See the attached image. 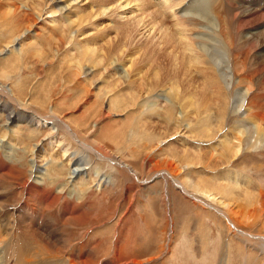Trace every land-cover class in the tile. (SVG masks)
<instances>
[{
  "label": "rangeland",
  "instance_id": "1",
  "mask_svg": "<svg viewBox=\"0 0 264 264\" xmlns=\"http://www.w3.org/2000/svg\"><path fill=\"white\" fill-rule=\"evenodd\" d=\"M159 1L0 2V87L11 90L17 99L11 97L18 101L11 102L0 94V104L7 106L0 110V174L6 175L0 176V203L23 205L19 191L22 185L32 184L31 167L36 173H44L46 178L38 179L45 192L40 202L36 200L37 212L42 219L49 218L51 229L55 225L64 235L62 250L41 251L32 245L45 264H83L87 256L86 264H264V141L244 139L241 153L224 156L229 144L237 147L235 138L241 137L237 132L244 130L243 124L254 120L257 111L244 106L246 98L258 96L260 111H264V69L259 68H264V55L258 54L259 48L241 42L237 48L243 56H230L229 38L218 33L219 26L225 28L224 36L228 29L222 9L226 0H211L220 15V20L214 17L211 30H207L210 18L206 15L198 25L187 20L189 11H184L192 0H179L178 5L175 0L166 4ZM204 1H194L197 4H192L191 10L205 7ZM36 3H42L38 10ZM50 4L58 11L51 13ZM13 6H19L14 13ZM102 10L103 15H97ZM87 12L93 16L83 23ZM23 13L29 14L30 22ZM18 17L22 18L20 23ZM32 19L33 25H29ZM174 29L184 32L181 40L190 36L185 41L195 38L193 46L207 50L209 63L226 88L222 111L220 102L215 101L218 96L207 92L208 75L192 67L187 70L180 62L177 69L174 67L173 54L182 59L183 49L179 36H172ZM49 30L54 39L49 37ZM63 34L71 41L59 45L57 40ZM78 43L100 48L97 62L82 59ZM121 47H126L123 57ZM158 69L161 77L157 81L152 77ZM151 85L154 89L148 92ZM175 85L179 100L169 94ZM199 102L203 108L197 106ZM154 103L157 108L150 107ZM53 113L83 142L131 167L137 179L126 167L98 160L66 130L56 132L55 122L48 120L45 128L27 119L32 114L46 118ZM221 117L222 129L212 128ZM79 168L85 170L70 173ZM96 170L97 175L93 174ZM164 170L175 182L184 185L186 181L192 196L183 193L169 177L158 174ZM227 176L240 180L237 189L225 182ZM100 179L109 185L99 184ZM70 189L75 193L70 195ZM203 191L226 203L229 211L212 196L205 197ZM47 199L52 202L47 203ZM63 204H68V212L62 209ZM77 205L84 214L81 223L62 224L60 217H72L68 213ZM220 211L230 215L233 226ZM79 248H84L83 252Z\"/></svg>",
  "mask_w": 264,
  "mask_h": 264
},
{
  "label": "bare ground",
  "instance_id": "2",
  "mask_svg": "<svg viewBox=\"0 0 264 264\" xmlns=\"http://www.w3.org/2000/svg\"><path fill=\"white\" fill-rule=\"evenodd\" d=\"M3 0H0V2H2ZM138 3L139 2H144V0H136ZM159 1V0H158ZM183 2V0H181ZM194 1L196 0H192L190 2V5L186 8V11H184V13L188 12L189 13H186L189 18L187 19L190 23H194V24H199V23H203V20H202V15H206L207 18H210V21L208 19V29H213L215 27V24H214V17L217 18V20H220V15H217V11H215V8L213 9V6H211V4H213L211 2V0H206L204 1L206 4L205 7H200V8H195L191 10V7H192V4H194ZM199 1V0H198ZM220 1V0H219ZM227 3L226 5L223 6L222 9H224V13H225V23H227L228 25V29H227V32H226V36H224V33H222L224 31V27L222 26H219V35H222L223 38L227 39L229 38V51L228 53L230 54V56L232 57V54L233 53H237L238 56H243V53L242 51H240L238 48H237V44L241 42L244 44V45H248L249 47H257L259 48V53L258 54H261L264 55V0H226ZM101 2V0H100ZM110 2V4L112 3L111 1H108V3ZM161 2V0L159 1ZM168 2V0H164V4H166ZM175 2H177V5L180 4L181 2H179V0H175ZM223 2V0L221 1ZM145 3V2H144ZM201 3H202V0H201ZM200 3V4H201ZM215 3V2H214ZM13 4V3H12ZM33 4V3H32ZM42 4V3H41ZM40 3H36L34 6L35 8H37V10L42 7ZM137 4V3H136ZM197 4V3H195ZM194 4V5H195ZM203 4V3H202ZM201 4V5H202ZM10 5V3H9ZM51 5V4H50ZM71 5V4H70ZM99 5V4H98ZM139 5V4H138ZM140 5H142L140 3ZM217 5V4H216ZM114 6V5H113ZM134 6V5H133ZM218 6V5H217ZM66 7V6H65ZM100 7V6H99ZM112 8V6H110ZM198 7V5H197ZM101 8V7H100ZM118 8V7H117ZM218 8V7H217ZM216 8V10H218ZM19 9V6H13V13L16 12L17 10ZM108 9V8H107ZM107 9H104L107 10ZM110 9V8H109ZM108 9V11H109ZM120 9V8H119ZM49 10L51 13H55L57 12L58 10L55 8L54 5H51L49 7ZM62 10V8H61ZM113 10V9H112ZM144 10V9H143ZM172 10V9H171ZM104 11H100V13L98 14L97 12V15H103L102 13H104ZM222 11V12H223ZM20 12V10H19ZM82 12V11H81ZM107 12V11H106ZM111 12V11H110ZM114 12V11H113ZM118 12V11H117ZM165 12V11H164ZM221 12V13H222ZM13 13L11 12V15H13ZM67 13V12H66ZM71 13V12H70ZM89 13V12H87ZM84 14L85 18L82 19L83 23L87 20L86 18H88L90 20V17L93 16L92 12H90L89 14ZM223 13V14H224ZM17 14V13H16ZM15 14V15H16ZM64 14V13H63ZM82 14V15H83ZM159 14V13H158ZM170 14V13H169ZM175 13H173L172 15H174ZM200 14V15H199ZM9 15V14H8ZM112 15V14H111ZM114 15V14H113ZM143 15V14H142ZM20 16V15H19ZM22 16H24L26 20H28V22H30V18H27L29 16L28 13H23ZM21 16V17H22ZM59 16V15H58ZM67 16V15H65ZM90 16V17H89ZM199 16V17H197ZM13 17V16H12ZM78 17V16H77ZM95 17V16H94ZM17 18V17H15ZM19 18V17H18ZM60 18V17H59ZM57 18V21L59 23H61V20ZM80 18H81V15H80ZM206 18V19H207ZM9 19V18H8ZM22 19V18H21ZM19 18L18 22L21 20ZM86 19V20H85ZM92 19V18H91ZM76 20V19H75ZM72 21V20H70ZM77 21V20H76ZM79 21V20H78ZM82 21L80 20V22H77V26H81L82 25ZM172 21V20H171ZM175 21V20H174ZM33 19L31 20V24L29 25H33ZM6 23V22H5ZM20 23V22H19ZM38 23V22H37ZM133 23V22H132ZM220 23V22H219ZM237 23V24H236ZM67 24V23H66ZM71 24V23H70ZM236 24V25H235ZM28 25V24H27ZM59 25V24H58ZM72 25V24H71ZM74 25V24H73ZM217 25V24H216ZM52 26V25H51ZM64 26V24H63ZM69 26V25H68ZM96 26V25H95ZM175 27H178L179 24L178 22H176L174 24ZM203 26V25H202ZM206 26V25H205ZM12 27V26H11ZM28 27V26H27ZM26 27V28H27ZM30 27H33V26H30ZM29 27V28H30ZM62 27V25H61ZM66 27V26H65ZM124 27V26H123ZM68 29H70V26L67 27ZM74 28V27H73ZM81 28V27H80ZM114 28V27H113ZM146 28V27H145ZM180 28V27H179ZM28 29V28H27ZM50 29V28H49ZM246 29V32L243 34V35H240V33L242 34L244 32V30ZM53 30V29H52ZM52 30L49 32L51 33L49 35V37L53 38V34H52ZM55 30V29H54ZM62 30V29H61ZM97 30V29H96ZM149 30V29H148ZM204 30V29H203ZM68 31V30H67ZM80 29L77 31L79 33ZM165 31V30H164ZM206 31V30H204ZM58 32V31H56ZM63 31H60V33H62ZM66 32V31H65ZM64 32V33H65ZM75 32V31H74ZM105 32V31H104ZM130 32V31H129ZM173 37H178V44L179 46H181L182 48V52H180L182 54V59L179 58V56L175 53L173 54V59H172V63L174 65V67L176 68L178 66V62H180L181 64L183 65H186L187 67L185 69L189 70L190 67H192L193 70H195L196 72H200L202 73L204 76L208 75V77L210 76V80L209 78L205 77L206 79V86L208 85V87L210 89H206L207 92L209 94H214L216 95V99L215 101H218L220 102V108H219V111H222L223 108L225 107L226 105V99H225V93H226V88L223 87V83L221 82L220 78H219V75H217V73L215 72L214 70V67L213 65H211L209 63V57L207 55V50L203 47H197V43L195 44L196 48L193 46V42H195V38H190L188 39V41H185L186 40V36L185 38H183V40H181V37L182 35L184 34V32L182 30H173ZM208 33V32H207ZM75 34V33H74ZM82 34V33H81ZM128 34V33H127ZM209 34V33H208ZM207 34V35H208ZM64 35V34H63ZM206 35V36H207ZM218 35V36H219ZM56 37V35H54ZM73 36V34H72ZM84 36V35H83ZM165 36L168 37L169 41H172V38L167 34L165 33ZM193 36V35H192ZM204 36V34L202 35ZM23 37V36H22ZM190 37V36H189ZM188 37V38H189ZM194 37V36H193ZM210 37V36H209ZM220 37V36H219ZM208 38V37H207ZM213 38V37H212ZM54 39V38H53ZM52 39V40H53ZM74 39V38H73ZM199 40H201L204 44V42L206 43V40L205 39H202V37H198ZM214 39V38H213ZM14 40V39H13ZM197 40V39H196ZM198 40V41H199ZM215 40V39H214ZM213 40V42H214ZM57 41H59V45H62L63 43H66L71 40H68L67 39V36L64 35L62 36V38L58 39ZM114 41V40H113ZM210 41V40H209ZM52 42V41H51ZM56 41L53 40V43H55ZM78 42V41H77ZM80 42V41H79ZM173 42V41H172ZM201 42V43H202ZM225 42V41H224ZM58 44V43H57ZM71 44V42H70ZM82 44V43H81ZM86 44V43H85ZM223 44V43H222ZM57 45V47L60 48V46ZM76 45V44H75ZM79 45V43H78ZM160 45V44H159ZM207 45V44H205ZM209 45V44H208ZM213 45V44H212ZM86 45H79L78 48H79V51H80V54H81V58L82 59H90V63H92L94 60L96 61L95 58H97L98 54H99V51L101 50L100 48H89V47H84ZM211 46V45H210ZM217 46V45H216ZM223 46V45H222ZM227 46V44H226ZM213 47V46H211ZM210 47V48H211ZM76 48V47H75ZM116 48V47H115ZM118 48V47H117ZM116 48V49H117ZM122 51L120 52L121 56L124 55V53L126 52L125 49L123 47H121ZM143 48V47H142ZM254 48V49H255ZM77 49V48H76ZM179 49V48H178ZM180 49V50H181ZM219 49V48H218ZM78 50V49H77ZM99 50V51H98ZM118 50V49H117ZM227 50V49H226ZM258 50V49H257ZM58 51V50H57ZM113 51V50H112ZM175 51V50H173ZM183 51L185 52L183 54ZM214 51V50H213ZM247 51V50H246ZM252 51V50H251ZM118 52V51H117ZM144 52V51H143ZM210 52V51H209ZM244 52V51H243ZM249 52V51H248ZM257 52V51H256ZM97 54V55H96ZM103 54V53H102ZM108 54V53H107ZM111 54V53H110ZM137 54V53H136ZM168 54V53H167ZM212 54V53H211ZM143 55V54H142ZM210 55V54H209ZM245 55V54H244ZM246 55H247V52H246ZM97 56V57H96ZM123 57V56H122ZM121 57V58H122ZM172 57V56H171ZM108 58V57H107ZM211 58V57H210ZM245 58V57H244ZM247 58V57H246ZM264 58V57H263ZM132 59V58H131ZM214 59V58H213ZM231 59V58H230ZM86 60V61H87ZM103 60V59H102ZM118 60V59H117ZM222 60V58H221ZM99 61V59H98ZM97 62V61H96ZM102 62V61H101ZM131 62V61H130ZM153 62V61H152ZM245 61L242 62V64H244ZM261 62V61H260ZM100 62L98 63H95L94 65L96 66L97 64H99ZM103 63V62H102ZM155 63V62H154ZM153 63V64H154ZM247 63V62H246ZM79 64V63H78ZM82 64V63H81ZM132 64V62H131ZM157 64V63H156ZM213 64V63H212ZM89 65V64H88ZM92 65V64H91ZM133 65V64H132ZM201 65V67H199ZM73 66V65H72ZM130 66V65H129ZM135 66V65H134ZM78 67V66H77ZM179 67V66H178ZM184 67V66H183ZM130 68V67H129ZM150 68V67H149ZM148 68V70L146 71V73L148 71H150ZM261 68L262 70L264 69L262 66L259 67ZM114 70H116L115 68H113ZM177 69V68H176ZM179 69V68H178ZM184 69V68H183ZM260 69V70H261ZM134 70V69H133ZM214 70V71H213ZM40 71V70H38ZM259 71V70H258ZM116 72V71H115ZM118 72V71H117ZM117 72L115 74H117ZM260 72V71H259ZM135 73H138V72H135ZM208 73H212V74H208ZM264 73V72H263ZM119 74V73H118ZM159 74H160V71L158 69V71H155L153 72V79L157 80L158 77H159ZM234 74V73H233ZM124 75V74H123ZM137 75V74H136ZM147 75V74H146ZM119 76V75H118ZM144 76H145V73H144ZM260 76V75H259ZM127 77V76H126ZM143 77V76H142ZM161 77V76H160ZM159 77V78H160ZM120 78H123V77H120ZM151 78V79H152ZM143 79V78H142ZM174 80V79H173ZM203 80V79H202ZM264 80V78H263ZM158 81V80H157ZM219 81H220V84H219ZM83 82V81H82ZM82 82H79V84H81ZM154 82V81H153ZM204 82V81H203ZM264 83V81H262ZM145 84V83H144ZM138 85V84H137ZM158 85V84H157ZM139 86V85H138ZM154 86V85H153ZM151 85V87L147 86V91L148 92H151L154 87ZM189 86V84H188ZM170 87V86H169ZM201 87V90H202V87L203 89L205 88L204 85L203 86H200ZM174 88H177L176 85L175 86H172L170 87V91H169V94L171 95V97L176 100L179 98V95H178V92L177 90H174ZM187 88V87H186ZM199 89V88H198ZM250 89V88H249ZM0 94L1 95H6L8 98H10L12 101L11 102H15V103H18V101H16L13 96L15 97L14 93L10 90L8 91L6 88H3V87H0ZM5 90V91H4ZM200 90V91H201ZM181 91V90H180ZM203 91V90H202ZM203 93V92H201ZM196 94V93H194ZM206 94V93H205ZM204 94V95H205ZM10 97H9V96ZM11 95H13L11 97ZM185 95V94H184ZM213 95V96H214ZM197 96V95H196ZM222 96V98H221ZM195 97V96H194ZM201 97H204L206 98L205 96H201ZM210 97V96H208ZM16 98V97H15ZM200 98V96H199ZM17 99V98H16ZM122 99V98H121ZM194 99V98H193ZM209 100V98H207ZM179 100V99H178ZM191 100V99H190ZM199 100V99H197ZM211 100H214V99H210ZM183 101V100H182ZM185 101V100H184ZM187 101V100H186ZM189 101V100H188ZM187 101V103H188ZM201 101V100H199ZM210 101H206L207 103L210 102ZM10 102V101H8ZM195 102V101H194ZM204 102V101H203ZM203 102H199L197 104V106H202L203 105ZM214 102V101H212ZM122 103V102H121ZM185 103V102H184ZM190 103V101H189ZM13 104V103H11ZM118 104V103H117ZM124 104V103H122ZM212 103H209L208 105H210ZM54 105V104H53ZM156 103H154L153 105H151L150 107L151 108H157L156 106ZM190 105V104H189ZM119 107V104L117 105ZM244 106L245 107H249V108H255L256 109V114L254 115L253 117V121H251V123H246L243 124V129L244 130H239V133L237 132V134H239L241 137H237L235 138L236 141H237V147L234 148L232 145H228V147H225V150L227 149L226 152H224V156H237V154L243 150V140L244 139H247V138H255V139H258L259 141H264V111H260V103H259V97L258 96H249L246 98L245 102H244ZM6 109L7 106L5 104H0V110L1 109ZM26 108V107H25ZM53 108V107H52ZM203 108V106L201 107ZM205 108V107H204ZM236 108V107H235ZM198 109V108H197ZM13 114V113H12ZM33 116L31 117H27V119L30 121L31 124H35L36 122H38L37 124H39L38 126L42 125L43 124V127H47L48 125H45V123L48 121V120H51L53 122L56 123V132L60 129H64L66 130L65 132L67 134H69L70 136H72L73 140H75L76 142H78L80 144V146H82L83 148L86 149L87 147V151L91 152V153H94L96 154V156L99 158L98 160L100 161H108L110 162L111 164H116V165H119V166H122V167H126L129 172H131L133 174V176L136 177L137 179V173L132 170L131 167H127L125 166L121 160L117 159V158H114V157H110V156H107V155H104L103 153H101V151L93 148L92 146H89L88 144H86L85 142H83L81 139H79L77 136H75L74 132L70 131V129H68L65 125V121H63V119L59 118L57 115H54V113L49 116V117H46V118H40L38 115H34L32 114ZM222 116H224V114L222 113L221 114ZM261 115V116H260ZM260 116V120L258 121V117ZM11 117V116H10ZM223 120L224 118H220L216 121L217 123V127H213L212 128H215L216 130L218 129H222V126H223ZM212 121H210L208 124H210ZM36 124V125H37ZM212 124V123H211ZM210 127V126H209ZM211 128V129H212ZM48 129V128H47ZM219 132V131H218ZM212 135V133H211ZM226 140L224 141H221V143H225ZM254 142V141H253ZM78 144V145H79ZM63 155H65L67 153V148H63ZM61 153V154H62ZM241 153V152H240ZM193 155V154H192ZM196 156V155H195ZM202 157V156H201ZM231 158V157H230ZM84 169H74L72 170V172H70L71 174H79V172H82ZM97 173V170L93 173V174H96ZM44 173H42L41 171L36 173L35 171H33V166L31 167L30 169V177H32L33 175V178L32 180H30V182H32V184H29V187L26 185L27 184V181L25 183L26 186L22 185L21 186V190L19 191L20 194L23 195L24 197V204L23 205H18V204H14V205H7V204H4V203H0V264H45L44 263V260L40 257V254L37 250V247L35 246H32L33 244H35L36 246H38L40 248V250L42 251V249L44 250H48V251H51V252H54V251H58V250H62L64 249V241H63V234H61L59 231H56V227L54 225L53 229L52 228V224H51V221H49V218L48 220L47 219H42L38 212H37V202L36 200H40V198H42L41 196L44 194V189L45 187H42L41 185V182L38 181L39 178H41L42 180L45 179L46 177H44L45 175H43ZM91 174V175H93ZM159 175H162V177L164 176L165 177H169L170 179L173 180L174 184L176 187H179L183 193L187 194V195H190L192 196L191 193L188 192V190L186 189L188 185L185 184L184 182V185L180 182H175V180L173 179V175L169 172V171H159L158 172ZM97 175V174H96ZM157 175V176H159ZM0 176H6V175H2L0 174ZM223 176V175H222ZM226 176V174H225ZM92 177V176H91ZM232 178V179H229V178ZM48 179V178H47ZM230 181H228V180ZM227 179L225 180V182L227 183H232V186L236 188V186H239L237 185L240 180L238 179V182L235 180V176L233 177H230V176H227ZM96 181V178L93 179V182ZM141 181V180H140ZM52 183V182H51ZM55 183V182H54ZM53 183V184H54ZM98 183L99 184H104L105 185H109L108 184V181H106V179H103V180H98ZM187 183V182H186ZM222 183V182H221ZM96 184V187H97V182L95 183ZM33 185V187H32ZM39 185L41 187H39ZM224 185V184H223ZM221 185V186H223ZM227 185V184H226ZM244 185V184H242ZM230 187V186H229ZM190 188V187H189ZM197 188V187H196ZM219 188V187H218ZM234 188V189H235ZM237 189V188H236ZM239 189V187H238ZM198 190V189H197ZM206 190V189H205ZM194 191V190H193ZM70 195H72L73 193H75L73 190H69L68 191ZM167 192L165 191V195L167 196L166 194ZM204 194L205 197H207L208 199L209 196H212L211 198L214 199V200H217L219 201L220 204H223L225 207L228 208V205L226 203H224L223 201H220L219 199H217L214 194L212 193H209L208 191H203L201 192ZM47 195V194H46ZM75 195V194H74ZM45 196V195H44ZM49 196V195H48ZM52 196V195H51ZM165 196V197H166ZM55 197V196H53ZM62 197V195H61ZM79 198V197H78ZM2 200V199H1ZM44 200V199H43ZM40 202V201H39ZM52 200L50 199H47V203H51ZM216 204L218 202H215ZM218 203V204H219ZM45 206H46V203H44ZM64 205V204H63ZM80 205V204H79ZM77 205V206H79ZM83 205V204H82ZM40 207V206H39ZM47 207V206H46ZM63 207V206H62ZM53 208V207H52ZM64 211L68 212V204H65L64 205ZM44 210V209H43ZM229 211V208L227 209ZM63 211V210H62ZM71 212V211H70ZM220 215H222L226 221H228V223L232 225V223L234 221H232L230 215L226 214L225 212H222L220 211L219 212ZM67 214V213H66ZM68 214H71V216H62L59 217L61 218L60 220H62V224L66 225L68 222L70 223H81V220L83 219L84 216H82L83 212H81L80 210V206L79 207H76L74 206V208H72V212L71 213H68ZM84 215V214H83ZM46 217V216H45ZM41 218V220H40ZM69 223V224H70ZM84 223V222H83ZM39 224V225H38ZM58 227V226H57ZM235 230V228H234ZM238 233V232H237ZM236 233V234H237ZM85 235V234H84ZM86 238V237H85ZM82 239V238H81ZM263 241H264V237L262 238ZM80 242V241H79ZM78 242V243H79ZM80 244H82V242H80ZM80 246V245H79ZM82 247V246H81ZM84 248H82L83 250ZM92 249V248H91ZM79 250L81 252H83L80 248ZM68 253V252H67ZM82 256V255H81ZM88 257V256H87ZM85 257V260L83 262V264H86L85 262L88 261L89 258ZM91 260V259H90ZM93 262V261H92Z\"/></svg>",
  "mask_w": 264,
  "mask_h": 264
}]
</instances>
